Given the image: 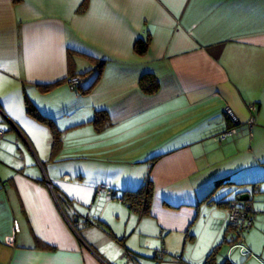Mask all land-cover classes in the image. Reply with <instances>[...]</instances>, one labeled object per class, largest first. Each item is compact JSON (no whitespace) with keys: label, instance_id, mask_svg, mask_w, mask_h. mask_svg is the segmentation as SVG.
<instances>
[{"label":"crops","instance_id":"1","mask_svg":"<svg viewBox=\"0 0 264 264\" xmlns=\"http://www.w3.org/2000/svg\"><path fill=\"white\" fill-rule=\"evenodd\" d=\"M83 1L0 0V264H264V0ZM147 177L138 218L121 196ZM241 193L257 260L228 252Z\"/></svg>","mask_w":264,"mask_h":264},{"label":"trees","instance_id":"2","mask_svg":"<svg viewBox=\"0 0 264 264\" xmlns=\"http://www.w3.org/2000/svg\"><path fill=\"white\" fill-rule=\"evenodd\" d=\"M85 7H86V0H84L82 2L81 7L79 8V12H82L83 10H85ZM149 43H150L149 36H147L145 38L136 39L135 42L133 43V52L138 56H144L148 51ZM100 71H101V67L99 66L97 77L95 78L94 82H96V80L98 79V77L100 75ZM73 77H77V76H72L71 78H73ZM138 86H139L140 91L143 94L152 95V94H155L159 90L160 85H159L158 79L154 75L144 74L139 79ZM89 90H90V88L83 90V93H86ZM104 115H105L104 113L98 112L92 121V123H94V125L98 129H102L104 127V124L102 123V119H101L102 117H104ZM41 122L44 123L46 121L42 120ZM47 124L50 127L52 126L51 123H49V122ZM51 128H53V127H51ZM3 135H4V132H3ZM59 147H60L59 134H58V132H56L55 129H53V131H52V151L56 152L59 149ZM222 184H223L222 182H218L215 185L213 191L210 193L211 195L209 194L207 199L211 198L213 192L217 188H219ZM153 195H154L153 183L147 177L145 179L144 183L137 190L123 192V194L121 196V202L126 206V208L132 214L136 215L138 218H144V217H148L150 215L151 205H152V201H153ZM230 201H232V200H230ZM227 204H225V205L227 206ZM86 223L91 224V222L89 220H86ZM217 250H218V245L215 246L209 252V254L206 256L203 264H216ZM160 251L163 253L162 249ZM126 254H127V252H126ZM223 264H229V263L225 262Z\"/></svg>","mask_w":264,"mask_h":264},{"label":"built area","instance_id":"3","mask_svg":"<svg viewBox=\"0 0 264 264\" xmlns=\"http://www.w3.org/2000/svg\"><path fill=\"white\" fill-rule=\"evenodd\" d=\"M79 81H80L79 77H73L69 79L68 83L74 87L78 85ZM225 113L227 116H229L232 119L235 125L238 124V122L233 117L229 108H225ZM253 122L254 120L251 118L247 122L248 126L251 127L253 125ZM235 134H236V129L230 128L228 130L223 131L219 135L218 140L219 141L225 140L227 138L234 136ZM2 137H3V131L0 130V140L2 139ZM101 194H104L107 197H111L113 193L104 186H98L95 190V195L99 196ZM73 220L77 221L78 216H75ZM253 220L254 219L252 217L251 209L246 203H242L237 200H232L227 204L226 206L227 226L230 230L236 233V238L228 250L229 253L231 251L237 250L238 253L243 257H248V258L251 257L256 259V257L245 246L242 236L244 232L249 231L251 229V227L253 226ZM13 242L14 241L12 236L4 239V244L6 246L13 247L14 245Z\"/></svg>","mask_w":264,"mask_h":264},{"label":"water","instance_id":"4","mask_svg":"<svg viewBox=\"0 0 264 264\" xmlns=\"http://www.w3.org/2000/svg\"><path fill=\"white\" fill-rule=\"evenodd\" d=\"M236 200L242 203H245L249 200V194L247 193H241L236 196Z\"/></svg>","mask_w":264,"mask_h":264},{"label":"rangeland","instance_id":"5","mask_svg":"<svg viewBox=\"0 0 264 264\" xmlns=\"http://www.w3.org/2000/svg\"><path fill=\"white\" fill-rule=\"evenodd\" d=\"M90 208H91V206L88 207V209H90ZM104 214H105V212H104Z\"/></svg>","mask_w":264,"mask_h":264}]
</instances>
